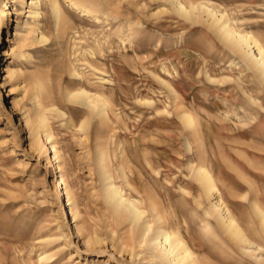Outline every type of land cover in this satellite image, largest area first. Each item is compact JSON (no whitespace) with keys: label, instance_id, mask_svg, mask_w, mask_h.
Listing matches in <instances>:
<instances>
[{"label":"rangeland","instance_id":"374dc122","mask_svg":"<svg viewBox=\"0 0 264 264\" xmlns=\"http://www.w3.org/2000/svg\"><path fill=\"white\" fill-rule=\"evenodd\" d=\"M58 1L61 17L54 0H0V264H156L112 234L106 167L127 196L166 208L202 264H264L258 71L207 13L185 17L171 0ZM181 1L209 3L264 48V0ZM81 89L105 99L104 113L69 100ZM41 114L49 131L35 129ZM201 164L256 254L208 213Z\"/></svg>","mask_w":264,"mask_h":264},{"label":"bare ground","instance_id":"6f19581e","mask_svg":"<svg viewBox=\"0 0 264 264\" xmlns=\"http://www.w3.org/2000/svg\"><path fill=\"white\" fill-rule=\"evenodd\" d=\"M76 1L77 0L73 2L74 4L78 5ZM171 1L174 3V7L178 13L185 17H201L204 13H207L211 17V21L209 22L216 28V31L219 33L225 44L231 47V49H234L235 52L240 53L246 62H248L249 65L258 71V76H260V79L264 82V48L252 35H250L248 32H244L235 28L229 22V19L226 18L224 13H218L219 11L207 2L191 1L190 5L188 6L181 0ZM54 9L55 13L61 17L60 14L62 8L58 0H54ZM9 10L11 11V9ZM254 46H257V53L253 51ZM35 84L37 83L35 82ZM39 84L42 86L43 82ZM40 85L38 86L41 88ZM40 93H42L41 90ZM35 94H37V92ZM41 97L42 95L40 96V99ZM68 98L74 102L86 103L94 112L100 111L104 113L106 110L107 102L105 99L96 93L91 94L85 89H81V91L76 92H69ZM36 99L34 101H36ZM40 102L41 101L39 100L38 104L42 105L43 102H41L42 104ZM12 104V110H17L18 105L14 99ZM180 114L184 123L189 127L196 121L194 117L186 111L183 113L181 111ZM0 115L2 114L0 113ZM35 126L36 131L39 130L38 127L42 126L46 127L47 129V120L45 116L41 114L40 120ZM49 130L47 129L46 131ZM49 134L50 133L48 132V136ZM101 163V165L104 166L102 161ZM105 169H107L108 174L104 173L106 171ZM110 173L111 172H109L108 167L102 169V174L104 177L103 187L105 190H103V192H105L104 194L108 199L107 202H109L111 205V208L110 206L109 208L116 215L115 219L110 222V228L112 230V234L118 231V229L120 230L121 244L125 249L131 251L134 255L138 254L135 252L136 249L142 248L143 252L146 251L148 253L149 259L146 258L149 260L148 262L155 261L156 264H202L200 256L197 255L193 249L194 245L192 246L190 243L184 240L182 235L178 233L179 231L177 232L174 228H171L173 227L171 226L173 222L172 220L170 221L169 219L165 218L167 215H163V209L157 205L158 202L150 201L151 198L147 196L149 199L148 203L150 205L148 206L150 208H147V206L142 203L143 201L140 202L139 199H132L131 197L127 196L122 187L118 186L113 181L112 174L110 175ZM193 174L203 187L205 195H207L211 201V206L209 209L210 211H208L210 216L214 217L218 223L221 224L220 226H222L223 230H225L224 232L228 233L232 240L240 245L241 249H243L246 253L256 254L254 248H252L255 245V242L248 237L237 217L232 213V211H230L231 209L226 207L221 196L218 195L220 189L212 172L205 165L201 164L198 166V169H194ZM63 183H65L64 179L63 177H60L57 187L61 193L63 192L64 188ZM253 206L255 213H257L256 215H258L260 218L261 227L264 231V210L258 203H254ZM162 207L164 208V206ZM165 209L166 208H164V210ZM256 246L258 248L261 247L259 244Z\"/></svg>","mask_w":264,"mask_h":264}]
</instances>
